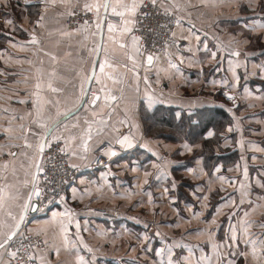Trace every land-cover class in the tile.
<instances>
[{
  "label": "snow or ice",
  "instance_id": "snow-or-ice-1",
  "mask_svg": "<svg viewBox=\"0 0 264 264\" xmlns=\"http://www.w3.org/2000/svg\"><path fill=\"white\" fill-rule=\"evenodd\" d=\"M9 3L10 0H5V6ZM41 3L45 11L58 6L63 8L64 11L59 12L58 15L67 17L75 26L57 29L59 39L54 45L57 50H51L46 47L45 42L53 35V32L48 31L46 35L36 32L37 28H45L43 23L45 14L40 12L29 34L30 38L26 42L13 43L9 40L13 47L29 55L22 58L8 56L5 62H14L17 65L27 64L29 67L28 69L21 68L15 73L17 76L23 75L22 80L13 81L28 86L22 98L15 100L17 104L25 106L24 111L17 112L11 105L0 106V118L6 117L7 119L6 124L0 125V131L4 134L2 138L8 141H23L22 144H0V264H13V261L16 264H35L37 260L39 264H52V261L45 255H36L30 251L39 249L41 245L48 246L47 230L42 228L34 230L26 226L28 213L42 211L45 207L40 178L44 172L42 161L46 151L51 150L55 145L57 150L65 155L70 154L86 160L88 153L93 151L90 141L93 140L94 124L97 126L96 133L99 136L105 135L109 129L115 134L110 140H100L99 146L95 148V151L101 152L109 160L118 154L117 145L120 150H130L139 146L152 151L146 142L140 143L137 134L132 131V129H137L138 125L128 123L129 109L127 107L125 118L117 120L115 124L111 123L120 102L127 100L128 104L134 106L136 96L140 93L141 83L145 87V99L149 108L158 102V98L148 90L153 84L161 83L162 74L169 80L174 78V74L183 75L179 65L173 62L168 51L170 48L177 49L179 62L182 64L187 59L189 66L203 64L204 59L216 60L219 55L217 50L209 49L208 34L205 33V38L202 39L195 23L191 20L192 14L188 9L196 7L191 0H41ZM225 4L228 7H234L237 12L245 9L255 12L259 9L261 13H264V0H200L199 6L215 9ZM206 15V13H201V16ZM185 22L189 34L181 33L180 39L190 41L194 35L197 41L196 51H203L206 54L205 57L197 59L195 54L185 57L180 49L183 47L188 52H192L190 43L181 45L176 39H165V36L175 38L177 34L173 28H181ZM218 22L219 18L213 21V26ZM5 23L12 25L13 20L6 18ZM257 28L264 29V20L253 22L251 25L246 24L245 29L232 34V39L228 44L214 37L215 47L226 52L230 57L239 58L240 51L231 45L249 42L250 37L245 34V31L251 34ZM260 38L264 39V35ZM149 40L151 48L162 46L166 57V67L160 64V56L150 50ZM0 59H4L3 52H0ZM229 63L231 64L232 61L230 60ZM259 68L264 77V64ZM202 71L201 69V73ZM149 73H153L155 78L153 79ZM232 74L234 80L238 82L239 76L235 71ZM7 75L8 72L0 69V76ZM132 82H135L136 96L126 97L125 92L132 88ZM6 83V80L0 82V91H10L14 96L21 95L18 89L3 87ZM222 83L226 84L227 81ZM224 95L235 107L236 96L227 91ZM251 97L252 94L245 88L244 98ZM255 98L264 100V96ZM0 100L11 102L13 96H0ZM195 106L194 102L188 106L189 124L193 123L192 117L195 113L191 111V108ZM228 111L232 112L233 109L229 108ZM176 116L180 118L181 114L177 113ZM233 119L236 117L233 116ZM17 121L19 123L14 124ZM195 123L198 124L199 121ZM125 125L129 128L126 133L121 131ZM228 131H233V128L229 126ZM214 135L212 130L207 132L208 138ZM78 140L79 143H76ZM238 143L243 147V141ZM5 148L22 150L5 152ZM182 148L192 152L193 145L184 143ZM254 151H264V149L254 148ZM152 155L156 157L152 166L158 170L156 178L159 179L161 175H167L166 168L170 161L155 151H152ZM241 159H245L244 156H241ZM252 159L255 160L257 157L253 156ZM97 160L99 161V157ZM197 162L201 163L202 158ZM69 167L75 168L77 165L69 162ZM131 170L136 171L137 169L132 167ZM20 171H23L25 176L23 180L19 178ZM187 171L196 178L207 176L208 185H211L214 176L221 182V185L226 179L223 175H216L221 172L218 166H214L213 171H205L203 167L198 172L193 168H188ZM151 175L152 173L145 169L143 180L137 177L135 187L140 188L141 183L148 184V178ZM242 175L244 179L239 182L236 191L223 198L224 206L232 211L226 214L228 227L222 237L218 236L220 223L217 222L221 206L214 209L210 218L201 219L204 209L207 208L205 201L208 197L206 195L197 196L196 199L202 201L199 211H192L189 207L190 217L181 216L177 211L178 219L173 224H157L154 237L160 238L162 247L154 250L155 257L159 259H154L152 264H238V258H242V264H250L249 258H251V264H264V231L258 233L250 231L253 227L264 230V222L257 224L248 218L255 208L264 207V170L261 171V178L255 185L245 182L249 177L247 164L243 168ZM228 183L230 186H235L237 181L228 179ZM175 188L176 183L173 180L171 189ZM255 188L261 191L255 192V199H253ZM196 190L202 191L200 188ZM219 190L225 191L223 187ZM75 191L73 189L74 193ZM97 191L102 190L97 189ZM87 193L86 189L85 194ZM113 194L121 195L122 199L127 198L123 194L115 192ZM237 195L239 196L238 201ZM161 198L169 203H175V197L171 195L170 188L167 186L163 188ZM60 200L63 201L64 197L60 196ZM54 202L55 197L46 201L47 204ZM148 203L153 204L150 192ZM245 204L249 207L241 216L239 209ZM74 216V211L65 207L62 212H52L49 222H56L58 217L63 218L59 220V224L60 232L63 234V246L66 250L69 247L68 225L75 223L76 239L84 251L89 254L86 258L80 254L74 244L72 247L76 248L75 264H96V252L99 249H94L84 241L80 235V223L74 221ZM192 220H198L206 227L186 231L181 234L182 237L207 236L206 243L210 249L209 253H205L203 245L170 240L159 231L160 227L180 228L181 222L190 224ZM136 222L140 223L139 220ZM213 225L215 227H212ZM144 227L147 229L150 225L145 223ZM33 235L35 237L44 235L45 238L34 240ZM98 235L105 236L106 233L101 232ZM151 239L152 237L145 235L142 243ZM176 249H180L181 253L178 254ZM184 250L187 251V255L182 254ZM197 250L201 255H195ZM141 251L147 254L153 249L144 243ZM55 252L59 256V248H56ZM5 256L8 257L7 260Z\"/></svg>",
  "mask_w": 264,
  "mask_h": 264
},
{
  "label": "crops",
  "instance_id": "crops-1",
  "mask_svg": "<svg viewBox=\"0 0 264 264\" xmlns=\"http://www.w3.org/2000/svg\"><path fill=\"white\" fill-rule=\"evenodd\" d=\"M191 3L196 5V7L188 9L192 14L191 20L195 23L196 29L199 30V35L202 39L205 38V33L208 34L207 42L209 49L219 52L217 59H204L203 64L189 66L187 59L182 64L179 62L177 49L170 48L168 51L172 56L173 62L179 65L183 75L174 74V78L169 80L162 74L161 83L159 85L153 84L152 88L148 90L158 98V102L151 108H149L145 99V87L143 83L140 84V93L136 96L134 92L135 82H132V88L125 92V96H136V104L133 106L128 104L127 100L121 101L111 120V123L115 124L117 120L124 119L125 108L127 107L129 109L127 113L128 123L138 125L137 129H132L137 134L138 141L140 143L146 142L149 149L170 161V164L166 168L167 175H161L159 179L156 178L158 170L152 166L153 162L156 161V157L152 155V151L139 146L130 150H120L117 145L118 154L111 158L109 166L99 169L93 168L97 157L108 158L101 152L95 151V148L99 146V141L102 139L110 140L115 135L110 129L103 136L97 135V126L94 124L93 140L90 141L93 151L88 153L87 159H80L78 156L73 157L69 154V162L77 165L74 169L83 172L77 177L70 188L68 200L48 214L32 217L26 222V226L34 230L37 228L47 230V249L45 250L44 246V249L34 252L36 255H45L52 261V264H75V252L76 248H78L80 254L86 258L89 257V254L84 251L76 239L75 223L68 225L69 247L66 250L63 246V234L60 232L59 224V220L63 218L58 217L56 222H49L52 212H62L65 207H68L75 213L74 221H79L80 223V235L84 241L94 249L97 246L98 249H103L101 251L102 254L96 253V264H126L129 262V258L135 257V254L140 258H150L149 261L137 259L135 264H145V262L152 264L155 258L159 259L155 257L154 250L162 247L160 238L154 237L158 223L162 225L173 224L178 219L177 211H179L181 216L190 217L189 207H191L192 211L200 210V203L202 201L197 200L196 197L206 195L208 197L207 201H205L207 208L204 209V215L201 219L210 218L214 209L217 206H221L217 222L220 223L218 236L222 237L228 227L226 214L232 211L229 207L224 206L223 198L235 192L239 187V182L244 179L242 172L245 164H247L249 171L246 183L255 185L261 178V171L264 170V151H254V148L264 149V100L256 99L255 97L264 96V77H262L259 68L260 65L264 64V39L260 38L264 35V29L257 28L251 34L245 31V34L250 37L249 42L231 45V47L238 48L240 51L241 55L239 58L230 57L226 52L216 49L214 37H218L220 41L228 44L232 39V34L239 33L242 29H245L246 24L251 25L253 22L264 20V13H261L259 9L255 12L246 9L237 12L234 7H228L226 4L215 9L203 8L199 6L200 0H191ZM61 11H64V9L59 6L45 11L41 0H10L8 6H5V0H0V52L4 53V59H0V69L8 72L7 76H0V82L6 80L7 83L3 87L18 89L21 94L20 96H14L10 91H0V96H13L11 102L0 100V106L7 107L11 105L12 108L20 113L25 109L24 105L17 104L15 100L22 98L28 86L22 83L17 84L13 81L22 80L23 75L17 76L15 73L19 72L21 68L28 69L29 66L27 64L17 65L14 62L6 63L5 61L8 56L22 58L29 55V53L13 47L9 43V40L13 43L26 42L30 38L29 34L35 26V20L38 19V13L44 12L45 20L43 23L45 28H37L36 32L46 35L48 31H52L53 35L46 40L45 44L49 49L57 50L54 47L55 41L59 39L56 30L65 27L66 19V17L58 15ZM201 13H206L207 15L201 16ZM6 18L12 19L13 24L7 25L5 23ZM217 18H219V22L213 26V21ZM174 31L177 34L176 40L181 45H188L190 43L193 49L192 52H188L182 47L180 52L185 57L192 56L193 54H195L197 59L205 57L206 54L203 51H196L197 41L194 39V35L190 41L180 39L181 33L184 35L189 34L186 22L183 27L175 28ZM159 56L160 64L166 67L164 53ZM230 60L232 61L231 64L229 63ZM201 69L203 70L202 73ZM233 71L239 76L238 82L233 78ZM149 75L153 79L155 78L153 73H149ZM223 81H227V83H222ZM245 88L252 94L251 98H244ZM226 91L236 96L235 107L225 97L224 92ZM193 102L196 106L191 108V111L194 113L201 110L213 111L220 109L229 118L221 133V147L223 151L219 156H221L222 160L213 164L210 163L208 166L205 165L203 156L197 155L198 148H200V144L197 141H193V143L187 140L173 142L164 139V136H159L160 133L168 129L173 133L177 127L180 129V121L176 114L183 113L188 116V106ZM249 105L252 106L249 107ZM229 108H232L233 111L229 112ZM157 111L159 112L158 114L156 113ZM166 113L168 115L172 114L175 117L171 121V127L165 124L167 119L165 118ZM233 116L236 119H233ZM6 122V117L0 118V125L6 124ZM158 122L161 127L159 129L161 130L160 133L154 131V129H157L156 123ZM229 126L233 128V131H228ZM209 130L204 134L205 139H210L207 137ZM121 131L128 132V126L122 127ZM176 132L179 133V130L177 129ZM3 135L2 131H0V144L23 143L22 140H5L2 138ZM239 141H243V147L240 146ZM76 143H79V140ZM184 143L193 145L192 152H188L182 148V144ZM21 150L20 148L4 149L5 152H19ZM231 153L235 155L229 156ZM228 156L233 161H225ZM241 156H244L245 159L242 160ZM253 156L257 157V159L253 160ZM201 158L202 162L198 163L197 161ZM4 159H7V157H4ZM214 166L221 168V172L216 175L226 177L223 185H221L219 180L215 179V176L211 185H208L206 183L208 180L207 176L196 178V176L187 171L188 168H193L198 172L201 167L205 171H213ZM132 167H135L137 170L132 171ZM145 169L152 173L148 178L149 183L146 185L141 183V187L137 188L135 187L136 178L139 177L142 181ZM19 178L21 180L25 179L23 171H20ZM27 178L30 179V177ZM228 179L236 180L235 186H230ZM173 180L176 183L174 190L171 189V182ZM165 186L170 188L172 196L175 195V203H171L172 210L168 209L169 216L165 215L164 211L161 210V207L166 204V200L161 198V192ZM221 187L225 191H220ZM197 188L202 189V191H197ZM73 189L76 190L75 193ZM86 189L88 190L87 194H85ZM97 189H101L102 191H97ZM260 191L259 188H255L252 198L255 199V192ZM114 192L126 195L127 198L122 199L121 195H114ZM149 192L152 195L153 204L148 203ZM131 193L135 194L128 195ZM73 196H75V199H73ZM236 199L237 201L239 200L238 195ZM248 207L247 204L240 207L241 216ZM28 215L31 214L28 213ZM248 218L257 224L264 222V207L255 208ZM137 220L140 223H137ZM145 223H148L150 227L146 229L144 227ZM151 223H154L156 227H153ZM203 227H206V225L199 223L198 220H192L190 224L181 222L180 228L172 227V232H170L171 227H160L159 231L169 237L170 240L193 245H203L205 253H209L210 249L206 243L207 236L197 237L195 235H188L182 237L181 235L186 231ZM212 227H215V225ZM250 231L258 233L264 230L259 227H253ZM101 232L106 233V235H98ZM145 235L152 237L150 244L149 241L142 243ZM41 237L45 238L44 235H41ZM136 242L140 243V250L144 246V243H147L153 251L147 254L142 251L135 253V251L130 249ZM74 244L76 248L72 247ZM112 247L117 251L114 252ZM56 248H59V256L56 255ZM175 251L178 254L181 253L180 249H176ZM182 254L187 255L188 253L184 250ZM195 255L199 256L201 253L197 250L195 251ZM7 259L8 257L5 256V260ZM249 260L251 264V258ZM35 264H39V261H35ZM238 264H242V258H238Z\"/></svg>",
  "mask_w": 264,
  "mask_h": 264
},
{
  "label": "built area",
  "instance_id": "built-area-1",
  "mask_svg": "<svg viewBox=\"0 0 264 264\" xmlns=\"http://www.w3.org/2000/svg\"><path fill=\"white\" fill-rule=\"evenodd\" d=\"M65 26L73 27L75 26L70 19L66 17ZM175 27L173 28V30ZM165 39H176L171 38L169 36H165ZM151 41H148V46L150 50L156 54L160 55L163 52L162 46L157 48H151ZM125 132V131H122ZM111 163L109 158L99 157V161L96 159L93 168H106ZM42 167L44 168V172L41 174L40 178V187L42 188L43 196L45 199V207L42 211H38L35 214L28 215L26 222L35 216H42L48 214L57 206L66 202L69 197V190L76 181L77 177L83 172L72 167H69V155H65L57 150L55 145L51 148V150L46 151L45 158L42 161ZM60 196L64 197V200H60ZM55 197V202L53 204H47L46 201L49 198ZM19 239V238H18ZM33 239H43L40 237H35L33 235ZM27 243V241H25ZM44 249V245H41L39 249H31L33 253L35 251H40ZM13 264H16L13 261Z\"/></svg>",
  "mask_w": 264,
  "mask_h": 264
},
{
  "label": "trees",
  "instance_id": "trees-1",
  "mask_svg": "<svg viewBox=\"0 0 264 264\" xmlns=\"http://www.w3.org/2000/svg\"><path fill=\"white\" fill-rule=\"evenodd\" d=\"M157 114L159 113L158 111L156 112ZM160 115V114H159ZM166 123L167 126H172V120L175 118L172 114H165ZM180 129L177 127L176 130H179V133L171 132L169 129L166 130L163 133H160L161 127L159 126V122L156 123V128L154 131L156 133H160L159 136H164V139L177 142V141H182V140H187L193 143V141H197L200 146L201 150L200 153L203 156L204 163L205 165L208 166V164H213L218 162V159H214L215 156H213V149L216 145L215 143V137L216 135L218 136L220 132L223 131L224 126L227 124L229 121L228 116L224 113V111L220 109H215L213 111H207V110H201L195 113V115L192 117V124H189V121L187 119L186 114H181L180 118ZM178 121V122H179ZM199 121L198 124L195 122ZM177 124V123H176ZM182 129V131H181ZM212 129L215 133V135L210 138V139H205L204 134L207 130ZM221 135V134H220ZM205 149V150H204ZM207 149V150H206Z\"/></svg>",
  "mask_w": 264,
  "mask_h": 264
},
{
  "label": "rangeland",
  "instance_id": "rangeland-1",
  "mask_svg": "<svg viewBox=\"0 0 264 264\" xmlns=\"http://www.w3.org/2000/svg\"><path fill=\"white\" fill-rule=\"evenodd\" d=\"M222 132H220V134H221ZM216 135V137H215V143H216V145H215V147H214V149H213V151H212V153H213V156H215V160L216 159H218V160H222V158H221V156H219V154L220 153H222V147H221V135ZM199 145V144H198ZM198 147V146H197ZM200 150H201V146H200V148H198V151H197V155L198 156H200L201 155V153H200ZM205 150V149H204ZM207 150V149H206ZM192 154V153H191ZM190 154V155H191ZM232 155H235L234 153H231L229 156H232ZM202 156V155H201ZM229 156L225 159V161H227V162H231V161H233L231 158H229ZM187 157H189V156H187ZM175 196V195H174ZM173 196V197H174ZM68 200V199H67ZM171 209L172 210V206H171V203H169L168 201H166V204H164L162 207H161V210L162 211H164V214L165 215H167V216H169L170 214H169V210L168 209ZM151 225L153 226V227H156V225H154V223H151ZM151 226V227H152ZM166 230V229H165ZM168 231V230H167ZM173 231V229H172V227L170 228V232H172ZM93 239H94V237H93ZM121 242V241H120ZM148 242V241H147ZM139 244L140 243H138V242H136V244H134V246L130 249V250H133V251H135V253H138V252H140L141 250H140V246H139ZM149 244H150V241H149ZM96 249H98V246L97 247H95ZM113 248V247H112ZM47 249V247H45V250ZM129 249V248H128ZM103 249H99L96 253H101L102 254V251ZM119 250H121V249H119ZM113 251L115 252V251H117L115 248H113ZM107 252H109V251H107ZM140 254V253H139ZM134 255V254H133ZM141 256V255H140ZM141 260V259H146L147 261H149V259L150 258H140L137 254H135V257L134 258H129V262H127L128 264L129 263H133V264H135L136 263V260ZM155 260H158L157 258H155ZM116 262H117V259H116ZM118 263V262H117ZM126 263V264H127Z\"/></svg>",
  "mask_w": 264,
  "mask_h": 264
},
{
  "label": "water",
  "instance_id": "water-1",
  "mask_svg": "<svg viewBox=\"0 0 264 264\" xmlns=\"http://www.w3.org/2000/svg\"><path fill=\"white\" fill-rule=\"evenodd\" d=\"M35 213H36V212H29V214H31V215H32V214H35Z\"/></svg>",
  "mask_w": 264,
  "mask_h": 264
}]
</instances>
